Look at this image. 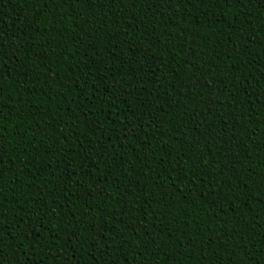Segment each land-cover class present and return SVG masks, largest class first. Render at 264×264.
Instances as JSON below:
<instances>
[{"label": "trees", "instance_id": "obj_1", "mask_svg": "<svg viewBox=\"0 0 264 264\" xmlns=\"http://www.w3.org/2000/svg\"><path fill=\"white\" fill-rule=\"evenodd\" d=\"M0 264H264V0H0Z\"/></svg>", "mask_w": 264, "mask_h": 264}]
</instances>
